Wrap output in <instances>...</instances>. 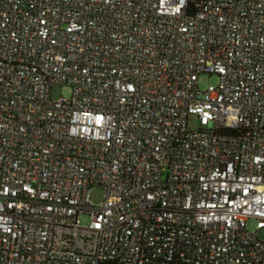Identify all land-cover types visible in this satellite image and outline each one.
Wrapping results in <instances>:
<instances>
[{
  "label": "built area",
  "instance_id": "2783aa9c",
  "mask_svg": "<svg viewBox=\"0 0 264 264\" xmlns=\"http://www.w3.org/2000/svg\"><path fill=\"white\" fill-rule=\"evenodd\" d=\"M250 219L264 0H0V264H264Z\"/></svg>",
  "mask_w": 264,
  "mask_h": 264
},
{
  "label": "rangeland",
  "instance_id": "374dc122",
  "mask_svg": "<svg viewBox=\"0 0 264 264\" xmlns=\"http://www.w3.org/2000/svg\"><path fill=\"white\" fill-rule=\"evenodd\" d=\"M218 77L216 75H207L202 74L198 78V88L199 90L203 91L207 88L208 85H217ZM71 94V90L67 86H53L51 90V98L52 100H57L61 97L68 98ZM188 128L190 130H196L199 128V124L194 117H190L188 119ZM90 196L92 201L99 205L103 202L104 194L100 188H94L90 192ZM80 221L82 224L86 225L88 223V219L85 215L81 216ZM246 229L252 232H256L257 237L259 239H264V228L258 227V222L250 219L246 223Z\"/></svg>",
  "mask_w": 264,
  "mask_h": 264
},
{
  "label": "trees",
  "instance_id": "16d2710c",
  "mask_svg": "<svg viewBox=\"0 0 264 264\" xmlns=\"http://www.w3.org/2000/svg\"><path fill=\"white\" fill-rule=\"evenodd\" d=\"M103 264H113V263H110V262H109V263H103Z\"/></svg>",
  "mask_w": 264,
  "mask_h": 264
}]
</instances>
